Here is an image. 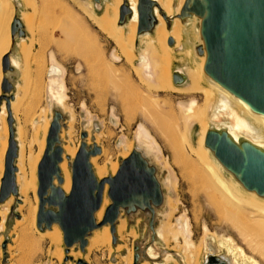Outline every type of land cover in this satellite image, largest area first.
<instances>
[{"label": "rangeland", "instance_id": "rangeland-1", "mask_svg": "<svg viewBox=\"0 0 264 264\" xmlns=\"http://www.w3.org/2000/svg\"><path fill=\"white\" fill-rule=\"evenodd\" d=\"M10 1L15 6L14 12L19 19L21 18L24 34L21 36L19 33L15 34V46L8 54L11 67L6 71L3 70L2 59L1 68L5 77L0 85V113L2 105L6 103L8 112L6 121L9 129L8 147L10 144V116L13 119L14 136L18 144V157L15 161L18 168L16 177L21 174H18L21 141L24 144L23 153L25 156H28L32 151H37L38 142L43 134V132H39V128L46 122L50 123L46 136L47 141L54 116L61 112L59 144L61 143L63 149L68 144L78 146V150L81 144L87 145V142L90 143V146L99 144L101 151L94 156H98L99 164L107 163V173L103 178L116 175L117 172L112 175L111 164L116 162L120 166L122 160L125 159L123 155L129 152L130 144L132 145L131 151L137 146L138 149L144 150L147 159L156 166V173L157 176L159 175L158 179L163 190L162 202L159 204L160 206L156 207V217H158L156 223L158 224L155 223L154 228L157 229L158 225L164 222L168 231L170 227L179 235L175 240L173 232H170L169 239L164 240L155 234V230L152 231L151 220H148L150 215L146 211L139 210L129 214L122 210L126 228L123 232L116 230V240L113 243L112 239L111 249L108 246H103L98 250H90L88 243L87 248L82 249L79 242L68 248L64 242V234L61 241L53 242L44 234L49 230V227L47 229L45 223L42 224V227L39 226L40 198L37 189L39 206L36 220H33L32 216L28 214L27 207L22 206L23 200L20 193L13 195L10 205L7 200L12 195L4 202H0V264H78L80 261L82 264L83 262L85 264H128V257L132 258L133 254L135 261L137 250L138 264H155L159 261L158 264H205L208 252L223 254L232 261L237 259L239 260L238 264H243V262L264 264V255L254 250L251 245V241L263 245L262 238L251 230L244 231L245 235L247 233L249 237L251 236L250 238L246 237L225 217L223 209L215 201V197L219 196L217 188L210 186L212 182L203 169L204 166L199 155L187 145L186 158L182 157L180 152L174 153L170 140L171 124L176 121L181 123L182 131L186 132L184 126L187 120L200 116V114L197 115V111L203 112L207 95L199 90L171 88L169 80L161 78V69L154 63L155 60L159 62V59L151 57L150 53L139 55L142 43L141 37L138 36H136L138 46L134 49V60L136 61L131 63L129 50L127 48L123 50L117 39L95 23L93 15H91H102L106 7L113 6L114 0H101L100 7H96L95 0ZM160 2L165 6L163 1L160 0ZM176 6L177 4H175V8ZM26 13L32 20L34 19L35 31L22 20ZM116 23H119V17ZM125 23L124 33L128 36L131 32L127 26L128 20ZM172 23L173 21L170 22V25ZM198 25L199 21L196 20V17H192L188 26L192 34L184 31L182 49L175 48V44L170 43L171 37L165 41L166 46L173 47L172 53L176 58L173 59L172 70L178 68L186 70L188 67H194L201 60V56L196 50L201 42L197 30ZM65 32L67 33L65 34ZM33 33L36 35V40L33 56H31L32 78L30 83H27L29 78L25 74L28 73L24 69L26 57L21 52L19 45L21 37L26 39L23 43L30 45L34 38ZM151 34L153 35L154 32L152 31ZM187 49H190V52H186ZM13 58L18 59L23 68L15 67L12 64ZM51 66L60 67L61 74L50 76ZM139 67L145 77L153 79L147 81L144 78V80L139 73ZM173 73L172 84L176 77V74L173 75ZM5 79H8L12 84L10 91H4L2 88ZM54 80L57 82L52 83ZM182 82L183 80L178 79L176 83ZM210 82V79L205 75L203 84L210 87ZM132 86L138 87L137 98L133 94L135 87ZM184 86L190 87L189 77L188 83ZM54 87L63 96L64 105L58 103L53 96L52 88ZM142 94L158 100V110H162V118L167 125L166 132L155 131L151 121H145L143 118L142 107L148 104V100L143 98ZM17 99H19L18 105L13 108L11 103ZM186 106L190 109L191 116L184 121L181 107L184 109ZM133 109H135L134 113ZM151 109L154 112L157 111L155 107H151ZM211 114L212 111L209 109V116ZM208 120L210 117L207 119L208 128H225L234 133L236 140L246 137V129L232 114L223 113L217 121ZM191 127L194 128L193 142L196 144L201 125L197 119H192ZM139 128L145 129L146 137L149 136L154 143L150 144L141 140ZM176 138L181 146L180 134ZM63 153H65V149ZM210 153L213 160L218 161L214 153L212 151ZM67 158L71 161L72 177V164L75 157L72 159L68 155ZM221 169L229 181L233 179L238 182L242 191H248L222 164ZM4 172L0 176V192ZM108 191L109 184L106 192L104 190V195L109 199L105 212L112 204ZM69 193L70 191L66 194ZM30 201L35 203L32 194ZM45 208L58 210L57 206L49 204H46ZM102 219L98 222H101ZM55 224L60 227L59 223L53 225ZM97 229H101V227L94 230ZM186 239L189 241V245H187ZM151 246L156 259L147 256V249ZM229 247L234 248V251H230ZM60 248L64 253L62 258H59ZM69 252L73 253L70 255Z\"/></svg>", "mask_w": 264, "mask_h": 264}, {"label": "water", "instance_id": "water-1", "mask_svg": "<svg viewBox=\"0 0 264 264\" xmlns=\"http://www.w3.org/2000/svg\"><path fill=\"white\" fill-rule=\"evenodd\" d=\"M156 4L155 0H138L137 35L154 30L158 22ZM162 14L171 26L170 22L174 18ZM132 15L129 0H124L120 7L119 24L124 25ZM175 17L200 19L198 33L201 42L196 50L200 56L206 54L205 74L244 100L253 111L264 114V0H186ZM12 28L20 36L24 34L22 26L17 29L14 23ZM170 43L174 44L173 38ZM10 64L9 55L6 54L3 57V70H8ZM11 87L10 81L5 79L2 85L4 91H10ZM9 125L10 144L6 152L0 202L19 193L16 177L18 168L15 164L18 144L11 116ZM60 126V121L54 119L44 156L38 166V224L42 227L45 223L51 227L59 223L68 248L79 242L84 249L88 243V233L108 223L115 241V223L120 206L137 196L159 205L163 199L160 183L136 153L122 160L116 175L98 180L90 157L100 153L101 148L98 145L87 148V145L82 144L72 164V188L66 194L60 185L54 184L55 177L60 184L64 182L59 168L63 148L59 143L52 148V143L59 138ZM205 144L248 191L264 197L263 148L245 138L239 143L228 130L216 128L208 130ZM107 183L112 204L102 221L97 222L95 213L102 206ZM46 204L57 206L58 210L46 209ZM78 264H82V261Z\"/></svg>", "mask_w": 264, "mask_h": 264}, {"label": "bare ground", "instance_id": "bare-ground-1", "mask_svg": "<svg viewBox=\"0 0 264 264\" xmlns=\"http://www.w3.org/2000/svg\"><path fill=\"white\" fill-rule=\"evenodd\" d=\"M155 1L157 2L155 6V12H156L158 22L156 23L154 27L153 35L150 32H145L141 35H137L138 0H129V4L133 10V15L130 16L128 23H127V26L129 30L131 31L128 36H126V34L124 33L125 25L116 23L119 17L120 7L123 4L124 0H114L113 6L111 8L106 7L102 15H99V14H98L99 16L96 14H91V15H93L95 23H97L103 30L107 31L108 33H110L112 36H114L117 39V41L119 42L123 50H125V48L129 50L131 54V55L129 54L131 63H134V61H136L134 60V56H135L134 49L137 48L138 46L137 40H136V36H138V37H141V43H142L141 52L139 53V55L150 53L151 57L155 59L156 58L159 59V62L156 60L155 61L153 60V61L155 65H158L161 69V75H160L161 78L168 79L170 82L171 88L175 90H182L184 88L186 90H191V91L199 90L201 92H204L207 95V96L205 95L206 98H205V104L203 106V112L197 111V115L200 114V116H195V117H191L188 119V117L191 116L190 109L187 106L184 109L183 107H181L183 111V120L186 121L188 119L184 126V130H186V132L182 131L181 123L176 121L174 124L173 123L171 124L172 127H170L169 129L170 130V140L172 141L174 153L180 152L181 156L186 158L187 156L186 145H187L189 148L193 149V151L196 154L199 155L202 161V165L204 166L203 169L205 170L209 180H211L212 182L210 186L217 188V192L219 193V196L215 197V201L223 209L225 217L233 225H235L240 231H242L244 235H245V232H247V230H251L255 232L260 238H262V243L264 245V197L257 195L254 191L246 190L247 192H244L238 186V182L234 181L233 179L229 181L226 178L225 173L221 169V163L218 162L217 160H213V157L210 153L211 150L205 144L206 134L208 130L211 129V128H208L207 119L210 117V120L217 121L219 116H221L223 113H229V114L234 115L237 118V120L240 122V124H242V126L246 129L247 134H246V137L244 138L252 142L256 146L264 149V144H263L264 142V139H263L264 138V114L253 111L244 100L237 97L232 92H230L228 89L224 88L218 82L214 81L212 78H210L209 76L205 74L204 64L206 61V54L201 56V60L197 63V65L195 64L194 67H188L186 70H184L183 68L172 70V63H173V59L175 58V56L172 53L173 47L171 45L166 46L165 41L167 40L168 37H171L175 40V43H174L175 48L178 47L179 49H182L183 38L185 36L184 31H186L187 33L191 32L190 27H188L190 24L191 18L186 17L184 19H181L179 17H175V15L180 12L186 0H161L164 2L165 6L162 5L160 0H155ZM175 4H177L176 8H175ZM95 5L96 7H100L101 0H95ZM14 7L15 6L11 3L10 0H0V85H1L2 80L5 77V75L2 72V68H1L2 59L6 54H9L13 50L15 43H16V38H15L16 32L13 31L12 25L16 23L17 29L22 26L21 18L19 19L16 13L14 12ZM162 12L166 13L169 18L171 17L174 18L171 26L168 25L167 20L164 18ZM22 20L26 22V24L29 26L30 29L35 31L34 19L32 20L29 14L27 13L24 14ZM196 20L199 21L200 19L196 17ZM197 30H199V28H197ZM66 33L67 32H65V34ZM33 37L34 38L30 45L23 43L26 39L21 37V43L19 45L21 46V52L26 57V67L24 69H26V72L28 73V74H25L26 77L28 75V78H29V82L26 79L27 83H30L31 78H32L31 77L32 76L31 56H33L32 53H33V48L35 46V43H34L36 40L35 33H33ZM189 50L190 49H187L186 52H190ZM180 52L182 51L180 50ZM19 62L20 61L16 58L12 59V64L15 67L23 68V66L20 65ZM139 70H140L139 73L143 79L145 78L147 81L148 80L150 81L151 79H153L152 77H145L143 73L141 72V67H139ZM61 72H62V69L58 66H51L49 70L50 76L60 75ZM172 73L173 75L176 74L174 84L171 83ZM205 75L211 81L210 87H206L203 84ZM188 77H189V86H190L189 88L184 86L188 83ZM178 79L183 80V82L177 84L176 82L178 81ZM53 82H57V80L52 81V83ZM132 87H135V86H132ZM137 88L138 87H135V89L133 88L134 89L133 94H135V98L138 97L137 93H139ZM52 92H53V96L55 97V99H57L58 103H60L61 105H64V99H63V96L60 94V92L57 89H55V87L52 88ZM140 94H139V98L141 97ZM0 95H1V89H0ZM142 96L143 98L148 100V104L142 107L141 113H142L143 118L145 119V121H149V122L151 121V123L153 124L152 126L155 129V131L157 132L165 131L166 132L165 128L167 127V125L165 123V120H163L162 118V113H163L162 110L161 111L158 110L159 108L158 100L154 97L151 98L144 94H142ZM18 102H19V99L12 101L11 103L12 107L15 108L18 105ZM151 107L157 108L156 109L157 111L155 112L152 111ZM209 109L212 111L211 116H209ZM1 110L2 111L0 113V123H1L0 124V176H2L4 172V161H5L6 151L8 148V138H9V129H8L7 121H6V118L8 116V112L6 109V103L2 105ZM134 112H135V109H133V113ZM61 117H62L61 112H58L54 116V119H57L60 121ZM192 119H197L198 123L201 125L200 127L201 129L196 139V144L193 142L194 141L193 140L194 139L193 138L194 128L191 127ZM49 124L50 123L46 122L44 125H42L39 128V132L41 133L43 132V134L40 137V140L38 142L37 151H32L28 156H25V154L23 153L24 144L22 141L19 144L20 152H19V158H18L19 162L18 163H20V168H19L18 174L19 173L21 174L19 177H17V184L19 187V193L21 195V199L23 200L22 206L27 207L28 214L32 216L33 220H36V214H37L38 206H39V200L37 196L38 165L46 149V145H47L46 136H47ZM212 128H216V127H212ZM216 129H219V128H216ZM228 132L230 133V135L235 141L240 143L241 138L236 140L234 137V133L230 131ZM179 134L181 136V146L178 143V139L176 138L177 135ZM139 138L150 144L154 143L149 136L146 137V131L143 128H139ZM59 142H60V135H59L58 140L52 143V148H54ZM89 144L90 143L87 142V148H89L90 146ZM182 144H183V148H182ZM131 148H132V145L130 144L129 152L125 153L123 156L127 158L130 155V152L136 153L139 156V158L144 161L147 168L153 172L154 176L160 183V180L158 179L159 175L157 176V173H156V166L150 160L147 159L144 150L142 149L143 150L142 151L138 148L137 149L135 148L131 151ZM64 149H65V153H63L62 155L63 159L61 162H59L60 174L63 176L64 182L62 184H59L57 177H55L54 184L56 186L60 185L63 188V190L66 193H68L69 191H71V188H72V177H71V170H70L71 161L68 160L67 156L69 155L73 159V157H75L77 154L78 146L75 147V146H71L68 144L64 147ZM156 157L158 156L156 155ZM90 163L92 164V168L98 180L106 176L107 163L104 165L99 164L98 156H94V155L90 157ZM111 167L113 171L112 175H114L116 172H118L117 170L119 168V163H116V162L112 163ZM107 188H108V184H106L105 192ZM160 189L163 195L161 183H160ZM31 194L33 195L35 199V203H32L30 201ZM12 201H13V195L7 200L8 205H10ZM108 204H109V199L107 198L106 195H104L102 206L95 213L97 222L103 218L106 206ZM157 206L158 204L154 203L151 200L144 201L141 196H137L134 200L130 201L129 203L121 205L119 208L118 220L115 223L116 230L119 232H123L124 229L126 228V220L122 216V210L126 211L129 214L139 211V210H144L150 215V219L148 220H151V228H152V231L155 230L154 231L155 234H157L160 238L167 240L169 239L168 238L169 233L173 232L174 239L177 240L179 233L177 231H174V229L170 227L168 228L169 229L168 231L167 225L164 222L159 224L157 229L154 228L155 223L158 222L156 220V218H158L156 217V211H157L156 207ZM110 226L111 225L108 223L106 224V226L105 225L104 227L102 226L101 229L90 231L88 233L87 240H88V248L90 250L91 249L98 250L102 248L103 246H108L111 249V242L113 239L112 237L114 235L112 231L110 230ZM44 234H46L47 237L53 242L61 241L62 236H63L62 229L56 224L53 225L51 228L49 227V230L46 231ZM245 236L249 237V234L246 233ZM249 238L247 239L249 240ZM114 242L115 241L113 239V243ZM186 243L187 245H189V241L187 239H186ZM251 243H252L251 245L254 250H257L261 254L264 255L263 245H260V243H256V242L254 243L252 241ZM229 250L234 251V248L229 247ZM147 251H148L147 256H150V258L156 259V256L154 255L155 253L152 252V246L149 249H147ZM69 253L71 255L73 252H69ZM63 255H64L63 249L60 248L59 258H62ZM138 260H139V254L137 250L135 254V261H134V254H133L132 258L131 256L128 257V264H138ZM205 261H206L205 262L206 264H238L239 263V260L237 259L232 261L227 256L223 254H218L215 252H208L206 255ZM158 263L155 262V264H158ZM83 264L85 263L83 262ZM243 264H246V263L243 262Z\"/></svg>", "mask_w": 264, "mask_h": 264}]
</instances>
